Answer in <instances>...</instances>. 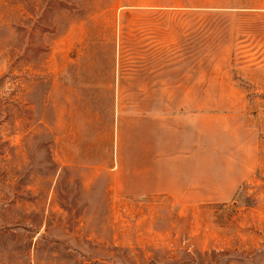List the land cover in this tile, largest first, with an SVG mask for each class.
<instances>
[{
  "label": "rangeland",
  "instance_id": "374dc122",
  "mask_svg": "<svg viewBox=\"0 0 264 264\" xmlns=\"http://www.w3.org/2000/svg\"><path fill=\"white\" fill-rule=\"evenodd\" d=\"M0 264H264V0H0Z\"/></svg>",
  "mask_w": 264,
  "mask_h": 264
},
{
  "label": "crops",
  "instance_id": "0c3cea01",
  "mask_svg": "<svg viewBox=\"0 0 264 264\" xmlns=\"http://www.w3.org/2000/svg\"><path fill=\"white\" fill-rule=\"evenodd\" d=\"M201 116V115H199ZM197 115V117H199ZM246 159L242 160L243 162L240 166L238 165H232L231 170L225 171V172H218L216 174L212 175V178L204 179V176H193L191 180H188L187 184L192 185L193 187H196V192H209V191H217V192H223L228 190L230 192H235L237 188L241 185V183L249 176L246 174V169L249 170L250 166ZM158 176V177H157ZM157 185L159 186H167L169 187L171 185V178L168 180L167 176H164L165 179H161L159 175H156ZM158 188L155 191L159 192H172L175 191L172 188ZM204 187H207L208 189H205ZM214 187V188H213ZM178 191H183L182 189H176ZM187 191H190V189H187Z\"/></svg>",
  "mask_w": 264,
  "mask_h": 264
}]
</instances>
